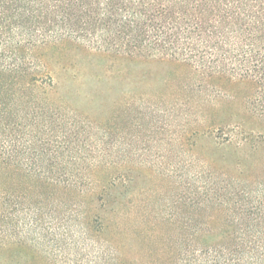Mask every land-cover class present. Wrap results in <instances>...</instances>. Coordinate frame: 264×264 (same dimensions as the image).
<instances>
[{"label":"trees","instance_id":"obj_1","mask_svg":"<svg viewBox=\"0 0 264 264\" xmlns=\"http://www.w3.org/2000/svg\"><path fill=\"white\" fill-rule=\"evenodd\" d=\"M74 51L75 58L112 60L105 68L114 75L127 60L159 58L194 67L212 87L227 80L250 85L244 108L218 105L223 91L202 99V134L220 139L213 142L218 150L228 143L234 161L223 159L238 173L235 186H202V220L138 206L135 194L119 200L114 185L122 173L106 148L110 131L73 109L62 90ZM82 138L95 145V160L84 147L78 156L64 154ZM76 161L114 170L111 186L85 175L97 199L118 201L102 223L118 228L111 231L113 260L122 249L117 235L132 234L144 238V264H264V179L241 186L249 168L264 178V0H0V199L13 193L15 169L47 190H77ZM211 162L203 159L207 168ZM57 165L64 174L52 170Z\"/></svg>","mask_w":264,"mask_h":264},{"label":"rangeland","instance_id":"obj_2","mask_svg":"<svg viewBox=\"0 0 264 264\" xmlns=\"http://www.w3.org/2000/svg\"><path fill=\"white\" fill-rule=\"evenodd\" d=\"M75 55L74 51L67 59L75 66L62 71V90L73 109L110 131L106 148L122 173L114 185V191L122 194L119 200L125 196L124 203L132 201L135 194L133 203L138 206L150 204L177 219L202 220V186H235L238 174L233 163L223 159L234 161L228 143L218 150L213 144L221 140L202 134V99L223 91L227 95L216 101L218 105L244 108L250 85L227 80L212 87L194 67L159 58L127 60L118 64L124 70L115 76L106 70L112 60ZM72 146L75 149L66 156H75L82 147L83 154L95 156L93 160L98 154L89 138L73 140ZM27 154L36 156L32 151ZM204 158L212 160L209 168ZM76 163L82 172H76L78 187L72 192L47 190L20 170L10 172L13 193L0 199L8 207L6 213L0 208V264H144V238L132 234L117 235L116 244L122 249L119 260L112 259L111 231L118 228L102 223L108 224L118 201L97 199L90 192L92 184L85 180L90 175L97 186H111L114 170ZM52 170L65 171L58 165ZM248 174L241 186H261L264 178L259 169L249 168L245 177ZM53 193V198H46Z\"/></svg>","mask_w":264,"mask_h":264}]
</instances>
